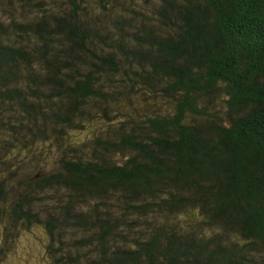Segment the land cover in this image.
Returning a JSON list of instances; mask_svg holds the SVG:
<instances>
[{
	"label": "trees",
	"instance_id": "obj_1",
	"mask_svg": "<svg viewBox=\"0 0 264 264\" xmlns=\"http://www.w3.org/2000/svg\"><path fill=\"white\" fill-rule=\"evenodd\" d=\"M34 226L48 264H264V0H0V228Z\"/></svg>",
	"mask_w": 264,
	"mask_h": 264
},
{
	"label": "rangeland",
	"instance_id": "obj_2",
	"mask_svg": "<svg viewBox=\"0 0 264 264\" xmlns=\"http://www.w3.org/2000/svg\"><path fill=\"white\" fill-rule=\"evenodd\" d=\"M87 131L77 132L71 134L70 140H79L86 137ZM54 153V154H53ZM50 153L44 151L45 161L42 162L44 167H50L52 161L55 159L56 151ZM15 236H3L0 228V248L3 247V253H0V264H48L49 257L46 253V245L48 237L41 227H31L30 229L21 228L16 232Z\"/></svg>",
	"mask_w": 264,
	"mask_h": 264
}]
</instances>
